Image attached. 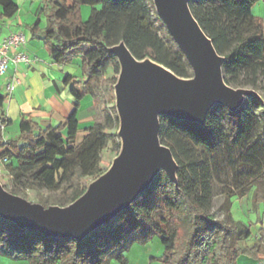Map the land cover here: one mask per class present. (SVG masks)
Wrapping results in <instances>:
<instances>
[{
    "label": "trees",
    "instance_id": "obj_1",
    "mask_svg": "<svg viewBox=\"0 0 264 264\" xmlns=\"http://www.w3.org/2000/svg\"><path fill=\"white\" fill-rule=\"evenodd\" d=\"M261 1L189 2L193 17L224 58L223 77L230 87L264 89V21L253 14ZM0 5L2 17L12 18L19 11L11 0H0ZM83 5L92 8L86 22ZM41 24L38 19L31 26L33 35L42 34L55 65L73 64L81 57L82 78L67 74L63 80L70 86L74 110L65 122L46 129L24 116L18 136L5 139L4 129L11 121L4 110L5 97L0 96V161L7 159L11 194L25 197L26 191H61L59 205L68 207L87 192V180L96 181L105 174L101 166L105 149L112 145L121 152L115 91L121 64L111 49L124 43L138 61L151 60L180 78L193 75L154 0H57L44 29ZM88 96L95 114L99 105L104 107L103 117L85 130L78 143V128L73 125ZM262 104L258 112L247 105L235 112L213 107L204 124L160 116V142L177 163V183L160 172L128 209L80 241L47 237L0 216V253L31 264H110L112 260L126 264L125 252L131 244L158 236L164 247L160 264H238L242 256L264 264V227L248 245L254 236L251 225L235 221L230 208L224 220L211 214L214 180L223 182V169L232 174L239 198L255 187L254 207L264 202ZM220 108L224 115H219ZM55 203L41 201L45 208Z\"/></svg>",
    "mask_w": 264,
    "mask_h": 264
},
{
    "label": "water",
    "instance_id": "obj_2",
    "mask_svg": "<svg viewBox=\"0 0 264 264\" xmlns=\"http://www.w3.org/2000/svg\"><path fill=\"white\" fill-rule=\"evenodd\" d=\"M190 1L154 0L159 17L192 70L193 77L187 83L150 71L137 72L120 56L119 46L127 48L124 43L111 49L121 64L115 91L120 118L118 135L122 148L126 143L125 159L106 179L100 177L80 199L62 209L30 203L0 186L2 218L47 237H72L80 241L128 209L160 172H165L177 183V163L170 149L160 142V116L204 124L214 106H225L235 112L243 105L245 96L253 95L250 90H236L225 83L224 58L216 52L211 39L193 17ZM123 64L127 75L121 83Z\"/></svg>",
    "mask_w": 264,
    "mask_h": 264
},
{
    "label": "rangeland",
    "instance_id": "obj_3",
    "mask_svg": "<svg viewBox=\"0 0 264 264\" xmlns=\"http://www.w3.org/2000/svg\"><path fill=\"white\" fill-rule=\"evenodd\" d=\"M15 1V4L19 6L23 10L22 15H16V18H14L15 21L21 22L22 28L18 31L24 33L29 37L28 39V46L32 49H36V51H42L43 47L41 49V45H44V41L42 40V43L40 41V37H42V34L39 36L34 37L31 26L34 25L40 19L42 21L41 28L44 29L46 25L48 24V15L50 14V9L53 6V3L57 0H13ZM92 8L87 5L82 6V16L84 22L88 21L91 15ZM253 14L254 16L261 18L264 21V2L258 3L253 8ZM32 24V25H31ZM166 29V28H165ZM161 34L164 35V31H161ZM39 37V38H38ZM38 38V39H37ZM28 51V52H27ZM26 52L29 54L31 53V49L27 50ZM31 55V54H30ZM79 62L78 65L75 62ZM51 59L47 60V62L39 63L40 67L38 71L43 70L46 72V75L48 79H57L59 76L64 75L62 77V81L65 78V75H72V76H78L79 78H82V71H81V57H76V60L73 64H65L63 66H57L54 65L53 67L51 65H48V63H51ZM26 68V67H25ZM31 73H33V70H30ZM193 75V74H192ZM112 77V75L110 76ZM185 80H190L192 78H181ZM31 88H28L27 91L29 92V97L36 99V94L42 93V91L48 92V90H44L46 87L39 81V78H33L32 82H30ZM62 86V94L60 97L62 99L64 98L65 94L67 95V92L69 93V88L64 85V82L61 83ZM233 88V87H232ZM236 90H250L253 92V95L245 96L243 105L251 106L254 108L256 112H258L264 103V89L260 91H254L248 88H234ZM4 92V88L0 90V92ZM32 92V93H31ZM31 93V94H30ZM64 94V95H63ZM68 96V95H67ZM257 98L259 105L254 104L253 98ZM85 104H87V101H90L93 103V100L91 97H86ZM33 102V101H32ZM32 105H27L24 107L25 110L30 111ZM223 107L225 106L216 105V107ZM103 111L104 107L102 105H99L96 110V114L93 117V122L102 120L103 117ZM219 115H224V111L222 108L217 110ZM6 112L10 116V118L14 121V124L12 126H8L6 130V138H14L19 133V111L13 105V108L10 109V105L8 104L6 107ZM91 117V116H90ZM60 121V120H59ZM78 122H81L79 120ZM92 123V122H91ZM77 124H74L73 126L77 127ZM83 125V124H82ZM93 124H90L89 127H91ZM226 128L229 126L228 119L225 121ZM84 127V126H83ZM74 128V127H72ZM86 134V133H85ZM83 139V138H82ZM82 140L79 138V142L81 143ZM119 153H117L114 150V147L112 145L108 146V148L105 149L102 155V168L105 171V174L107 171L112 167L115 159L118 157ZM104 174V175H105ZM103 175V176H104ZM223 182H220L217 178L214 180V202H213V208L211 210V214L214 216V218L218 220H224L227 218V209H231L233 219L235 221H242L248 225L252 226V229L254 230L255 235L258 233V229L261 227H264V202L260 203L256 208L253 204V194L255 187L250 189L247 196L243 198H239V191L235 190L234 181L232 179V174L228 172L227 170L223 169L221 172V177ZM98 181V180H96ZM96 181L89 179L85 183L86 185H93ZM0 186L7 192L10 193V190L12 188V179L6 170L5 163H2L0 161ZM262 190L264 191V185L262 186ZM25 199L26 201L41 205V201H49L52 200L56 202L55 204H49V208L54 209H62L61 205H59V202L63 200L62 192H49L46 190H40L38 192L34 191H26L25 197H21ZM261 220V222H258V220ZM231 239H228V243H230ZM252 241H255V236L246 242V244L251 245ZM164 254V247L161 243V240L158 236L153 237L149 241L145 243H139L135 242L129 246V249L125 252V257L127 259L126 264H160L159 258L162 257ZM0 264H31L29 260L25 259H15L11 258L7 255H4L0 253ZM110 264H121L117 260L110 261ZM238 264H258V261L252 260L248 257L242 256L238 260Z\"/></svg>",
    "mask_w": 264,
    "mask_h": 264
},
{
    "label": "crops",
    "instance_id": "obj_4",
    "mask_svg": "<svg viewBox=\"0 0 264 264\" xmlns=\"http://www.w3.org/2000/svg\"><path fill=\"white\" fill-rule=\"evenodd\" d=\"M13 2L15 3V1ZM2 14H3V8L0 5V42L3 39L10 36L11 34L20 32L18 30L22 28V24L21 22L15 21L14 18H16V15L18 14L22 15L23 10L19 7L18 13L12 18L2 17ZM26 37H27V45L25 51L31 49L32 52L29 53V55L31 54L30 56L34 58L35 61L32 64V66L26 68L19 67L17 70L12 66L9 68L8 72L4 76H0V90L4 88V92L2 91L0 92V96L5 97L4 110L6 112V107L8 104L10 105V109L13 108V105H15V107L19 111V118H18L19 125L22 117L26 116V117H30L34 122L38 123L43 129H46L50 126L56 127L59 124L65 122V120L70 116V114L74 110L73 98L70 93V86L65 85L66 87L69 88V93L67 92L68 96L65 94L64 98L62 99V97H60L62 94L61 83L63 82L62 77L64 75L62 76L60 75L59 78L57 79H50V78L48 79L46 72L43 71L44 69L38 71V69L42 67L40 66L39 63L47 62L50 56L44 45H41V49L43 47L42 51H36V49L30 48V46H28L29 37L27 35ZM40 41L42 43V37H40ZM51 61L52 62L48 63V65H51L53 67L55 63L53 62L52 59ZM75 63L78 65L79 62L77 61ZM30 70H33L34 72L31 73ZM15 75L17 76L19 82H16L15 90L10 93L7 90V86L12 81V78ZM34 77L39 78V81H41V83L46 87L44 90H48L47 94L44 91H42V93L36 94L35 96L36 99L29 97L28 94L31 90L27 91L28 88H31L30 82H32V79ZM86 99L87 98H85L81 102V107L78 113V121L81 120V122L77 121L78 139L80 138V140L85 136L86 133L85 130L90 126V124H94L92 117L95 115V111L93 110V103L87 101V104L84 105ZM29 104L30 105L33 104V106H31L30 111H27L24 109V107ZM6 115L11 121L9 126H12L14 124V121L10 118L7 112ZM7 127L4 129L5 139H8L5 137ZM253 234L255 236V239L259 237V232L255 235L253 230ZM253 242L254 241H252V244ZM258 264H263V263L262 261L260 262L258 261Z\"/></svg>",
    "mask_w": 264,
    "mask_h": 264
},
{
    "label": "built area",
    "instance_id": "obj_5",
    "mask_svg": "<svg viewBox=\"0 0 264 264\" xmlns=\"http://www.w3.org/2000/svg\"><path fill=\"white\" fill-rule=\"evenodd\" d=\"M26 45L27 37L22 32L13 33L0 42V76H4L12 66L16 70L19 67L32 66L35 59L25 51ZM16 82L19 81L15 75L7 86L10 93L15 90ZM1 162L6 163L7 159Z\"/></svg>",
    "mask_w": 264,
    "mask_h": 264
},
{
    "label": "bare ground",
    "instance_id": "obj_6",
    "mask_svg": "<svg viewBox=\"0 0 264 264\" xmlns=\"http://www.w3.org/2000/svg\"><path fill=\"white\" fill-rule=\"evenodd\" d=\"M119 52H120V56L126 62L131 63L133 65V67L136 69L137 72L143 73V72H146V71H150V72H153V73H155L157 75L164 76V77H167L169 79H173V80H175V81H177L179 83H182V84L183 83H187L189 81V80H184V79L177 78L171 71L166 70L162 66L157 65V64H155L153 62H148V61L139 62V61L135 60L132 57V55L130 54V52L128 51V49L126 47H124V46H119ZM126 75H127V73H126L125 64H123V69H122V73H121V83H123L125 81ZM118 95H120V89L118 90ZM125 156H126V143L124 142V145H123V148H122V152L115 159L112 167L103 176L102 180L106 179L114 171V169L117 167V165L119 163H121L125 159ZM170 164H171L172 171H174V168L172 167L173 166V160L172 159H170Z\"/></svg>",
    "mask_w": 264,
    "mask_h": 264
}]
</instances>
